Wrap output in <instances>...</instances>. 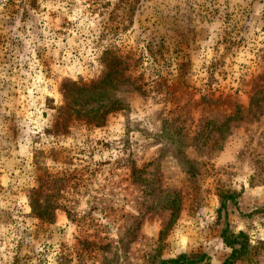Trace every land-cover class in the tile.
Wrapping results in <instances>:
<instances>
[{
	"label": "rangeland",
	"instance_id": "rangeland-1",
	"mask_svg": "<svg viewBox=\"0 0 264 264\" xmlns=\"http://www.w3.org/2000/svg\"><path fill=\"white\" fill-rule=\"evenodd\" d=\"M88 1L104 24L79 20L0 90V264H221L225 224L251 238L235 264H264V216L244 217L264 204V0H133L124 30L119 0ZM100 45L128 56L139 89L100 96L121 108L97 126L87 98L67 115L61 85L102 75ZM40 186L51 224L28 204Z\"/></svg>",
	"mask_w": 264,
	"mask_h": 264
},
{
	"label": "trees",
	"instance_id": "trees-1",
	"mask_svg": "<svg viewBox=\"0 0 264 264\" xmlns=\"http://www.w3.org/2000/svg\"><path fill=\"white\" fill-rule=\"evenodd\" d=\"M79 1L83 5L80 15L85 16V20L82 17L80 19L70 18L73 15L71 8L76 5L77 0H0V90L11 85L10 80L14 76H20V73L28 72L30 68L45 66L49 48H56V41L66 40L69 36L68 30L75 27L79 20L85 23L95 22L96 13H100L99 17L102 19L99 23L104 24L107 12H100V8L96 10L98 1ZM118 3L122 15L116 17V29L124 30V24L129 19L125 13L128 15L132 13L131 10H135L134 3L133 0H119ZM56 18H59L58 23H55ZM48 27L50 33L47 38H44L43 32ZM142 31H147V28L142 26ZM159 40L164 41L165 39L159 38ZM23 53L25 54L22 56ZM98 53L101 67H103L102 75L88 85L78 86L76 82H65L61 85V94L66 102L67 115L73 114L71 111L77 107L79 100L84 98H87L85 104L89 101L96 104L94 110L87 109L86 116L88 120L100 126L108 114L121 108L117 100L106 104L100 96L125 84L133 85L134 89H139V87L138 81L133 77V64L128 62V56L123 55L119 48L100 45ZM9 117L6 120L11 121ZM56 189L60 190L59 187ZM39 193H41V186L31 190L32 198L29 199V207L37 219L51 224L54 222L56 210L59 209L57 202H52L55 196H49L46 204L42 205ZM226 200L227 198L221 199V209H225ZM252 216L253 218L263 217L264 204L244 215V217ZM223 227L221 239L230 249V254L221 264H235L249 259L253 249L249 234L242 230H229L227 224ZM200 263L211 264L207 256L203 254L190 257L181 254L172 259L160 260L157 264Z\"/></svg>",
	"mask_w": 264,
	"mask_h": 264
}]
</instances>
